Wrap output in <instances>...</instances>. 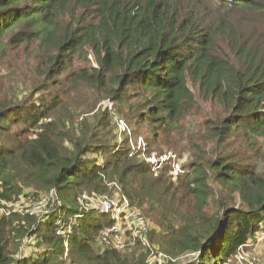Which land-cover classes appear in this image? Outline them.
<instances>
[{
    "label": "trees",
    "instance_id": "obj_1",
    "mask_svg": "<svg viewBox=\"0 0 264 264\" xmlns=\"http://www.w3.org/2000/svg\"><path fill=\"white\" fill-rule=\"evenodd\" d=\"M16 46L31 49L59 87L83 83L128 106L158 139L178 130L198 98L217 106L206 134L219 153L205 165L193 161L176 181L165 177L169 164L152 177L155 165L140 162L127 139L112 147L86 124L67 131L64 121L58 130V92L25 114L23 103L4 102L0 140L17 123L32 139L0 144V178L23 171L26 185L50 190L59 204L45 222L13 227L37 238V258H13L11 224L0 217V264H130L125 252L99 246L109 216L79 203L85 193L107 192V179L173 237L168 247L200 252L202 264L231 261L255 240L264 226V173L250 156L244 164L228 152L234 142L241 155L264 145V0H0V61ZM89 55L97 66L78 64ZM212 176L231 191L214 215ZM236 196L239 206L231 204Z\"/></svg>",
    "mask_w": 264,
    "mask_h": 264
},
{
    "label": "rangeland",
    "instance_id": "obj_2",
    "mask_svg": "<svg viewBox=\"0 0 264 264\" xmlns=\"http://www.w3.org/2000/svg\"><path fill=\"white\" fill-rule=\"evenodd\" d=\"M10 53L9 57L0 61V105L9 100H15L13 101L14 104L23 103L25 105L20 110L25 114L28 108L33 105L40 106L42 102L50 100L58 92L61 94L59 97H62L61 104L58 106L59 110L54 111L55 117L61 120L58 121V130L62 128L64 121L68 124L67 131L75 130L81 124H86V129L98 132L99 142L111 144L112 147L116 142L118 144L120 140L127 139L140 162L155 165L154 176L152 175V177L160 173L155 163L159 165L169 164L172 169L170 174L165 175V177L176 181L179 176L190 171L193 161L205 165L209 159H213L219 153L216 151V143L208 140L206 134L208 119L215 116L219 110L217 106L209 102H204L198 98L196 108L182 120L178 130L173 131L171 135L161 133V138L158 139L154 135L153 124L138 123V119L133 116L135 114L132 109L128 106L123 107L107 98L104 91L83 83L74 84L72 81H68L64 86L59 87L56 83L57 77L54 78V81L47 78L48 66L43 67L38 61L32 59L31 49L24 51L23 47L16 46L11 49ZM88 59V61L78 59V64L97 66L93 55H89ZM36 85L37 88H35ZM71 90L73 91L71 92ZM61 92L68 97L66 98ZM195 92L197 91L195 90ZM135 102L137 100L133 104ZM21 125L23 124L17 123L10 132L3 135L0 144L19 145L21 140L32 139L29 136L31 132L26 133L24 137L20 136L22 130L19 128ZM6 138L8 141H5ZM236 140L234 139V141ZM65 144L70 145L68 142ZM232 144L228 152L231 156L244 162V164H247L246 158L250 156L254 163L260 165L259 168L264 173V145H260L257 151L251 152L249 155H241L239 142ZM225 146H229V142H226ZM261 153L262 156H260ZM211 172L213 174L212 170ZM25 174L23 171H14L12 177L8 174L6 181L0 178V217L5 216L11 224L10 231L6 232V237L8 238V248L14 259L25 256L37 258L41 249L36 237L28 234L21 236L19 231L13 227L28 225L24 220L31 222L34 218L35 220L39 218L42 223L45 222L49 216L48 212L54 210L59 204L57 199L54 201L56 197L50 190H40L26 185L23 181ZM148 178L151 179L150 176ZM114 180H106L109 190L105 193H85L86 196H82L79 202L81 206L89 208L104 195L116 202H121V197L126 194L118 180ZM210 186L213 189V195L209 199L207 211L214 215L219 210L221 201L225 202L227 199L229 202L228 198L231 197L229 195L231 191L227 185L217 181L214 176L210 180ZM130 203H132L131 200ZM193 204L194 202L191 206L189 205L190 213L193 212ZM231 204L239 206L241 201L236 196ZM132 205L141 214H144L137 204L132 203ZM93 214L99 216L101 213L96 211ZM146 217L150 222V230L147 234L149 246L136 244L127 250L124 254L128 256L130 264H147L148 259L155 261V264H202L200 252H177L172 244L168 247L167 244L172 243L173 237L169 234L164 235L165 232L156 221ZM69 221H74L73 217L70 216ZM67 248L68 245L65 243V249ZM224 264H264V226L262 225L257 231L255 240L250 241L246 246H241L231 261Z\"/></svg>",
    "mask_w": 264,
    "mask_h": 264
},
{
    "label": "built area",
    "instance_id": "obj_3",
    "mask_svg": "<svg viewBox=\"0 0 264 264\" xmlns=\"http://www.w3.org/2000/svg\"><path fill=\"white\" fill-rule=\"evenodd\" d=\"M155 164L158 168L162 166V164ZM84 196L86 195L83 194ZM120 201L116 202L104 195L98 199L97 203H93L89 207L109 216L110 225L102 228L99 234L100 245L103 248H110L119 252H126L136 244L148 245L149 220L130 203L126 195L121 197ZM147 264H155V261L148 259Z\"/></svg>",
    "mask_w": 264,
    "mask_h": 264
}]
</instances>
